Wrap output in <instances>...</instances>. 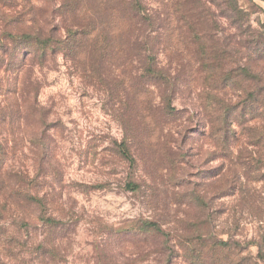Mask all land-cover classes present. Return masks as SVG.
I'll use <instances>...</instances> for the list:
<instances>
[{"label": "rangeland", "instance_id": "374dc122", "mask_svg": "<svg viewBox=\"0 0 264 264\" xmlns=\"http://www.w3.org/2000/svg\"><path fill=\"white\" fill-rule=\"evenodd\" d=\"M192 254L264 264V0H0V264Z\"/></svg>", "mask_w": 264, "mask_h": 264}, {"label": "trees", "instance_id": "16d2710c", "mask_svg": "<svg viewBox=\"0 0 264 264\" xmlns=\"http://www.w3.org/2000/svg\"><path fill=\"white\" fill-rule=\"evenodd\" d=\"M27 38L30 39L29 36ZM45 51H43V53H41L40 55L37 56V58L40 60V62H43L46 60ZM124 147H125V145H123L122 147L120 146V152L123 153V155L127 159L132 161L131 157L129 156L128 152L126 151L127 148L124 149ZM45 151H46V148L44 147L43 152H45ZM20 202L22 205L21 209L23 210V212H25L24 209H25V206H27V205L33 206L34 209L35 210L37 209L39 212H40V210H41V212H43V211L46 212V210H47V204H48L47 199L44 196L42 197L40 194L31 193L30 191L24 190L20 193ZM27 218L28 217H24L23 221L27 220ZM37 219L44 221L49 226H53V225L57 226V225H60L62 223L61 221L63 220V217L56 218V217H53L52 215H50V216L46 215L43 217L39 216V217H37ZM143 228L145 229L146 232L152 233L153 235H159L162 232L161 229L158 227V225L156 223H153V222L144 224ZM187 252L190 253V250L187 249ZM186 255H187V253H186ZM188 258H189L188 260H190L189 264H194L197 256L192 254ZM204 263H205V260H204Z\"/></svg>", "mask_w": 264, "mask_h": 264}]
</instances>
